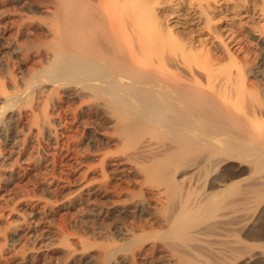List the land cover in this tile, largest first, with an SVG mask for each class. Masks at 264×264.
<instances>
[{"label": "bare ground", "instance_id": "obj_1", "mask_svg": "<svg viewBox=\"0 0 264 264\" xmlns=\"http://www.w3.org/2000/svg\"><path fill=\"white\" fill-rule=\"evenodd\" d=\"M49 5L45 62L21 77L23 88L8 90L0 78L2 140L18 148L15 115H22L19 107L31 89H46L48 95L42 121L35 114L29 130L49 137L47 109L57 105L60 91L90 97L120 130V142L133 143L127 153L146 158L145 179L162 198L159 228L120 230L122 237L138 250L156 247L163 264H264V241L255 233L264 214V104L248 94L249 63L231 45L242 39L232 33L235 24L249 28L254 40L264 39V27L242 21L250 12L264 16V0H51ZM26 227L23 221L7 232L15 238ZM126 249L103 246V264ZM63 251L95 258L67 244ZM117 260L130 261L126 255Z\"/></svg>", "mask_w": 264, "mask_h": 264}, {"label": "rangeland", "instance_id": "obj_2", "mask_svg": "<svg viewBox=\"0 0 264 264\" xmlns=\"http://www.w3.org/2000/svg\"><path fill=\"white\" fill-rule=\"evenodd\" d=\"M37 1L0 0V78L8 90L23 88L20 80L27 78L46 59V44L51 37L47 29L53 12L49 7L51 0ZM252 13L242 21L263 28L264 16L257 18ZM220 14L217 13V18ZM239 25L235 24L232 33L242 39L240 43L235 41L234 46L231 44L232 50L249 63L246 79L251 90L248 94L264 104V39L254 40L249 28ZM29 93L32 99L29 95L19 107L22 115H15L19 124L18 148L9 147L0 137V264H89L90 261V264H103V246L117 245L127 246L117 257L126 255L130 261H119L116 257L108 264H163L156 247L147 244L138 250L120 232L138 233L161 225L162 198L157 187L145 179L141 164L146 158L127 153L125 149L133 143L120 142L117 138L120 130L95 108L90 97L78 99L60 91L57 105H49L47 109L53 136L44 131L39 133L36 128L29 130L28 122L35 114L43 119L48 90L31 89ZM248 96L246 104L251 103ZM100 133L104 136H99ZM109 205L124 208L109 211L106 210ZM23 221L29 228H22L15 238L10 237L7 231ZM255 233L264 241V214L255 223ZM65 244L78 252L89 251L95 258L68 255L63 251ZM28 252H33L34 258L31 255L23 259Z\"/></svg>", "mask_w": 264, "mask_h": 264}]
</instances>
